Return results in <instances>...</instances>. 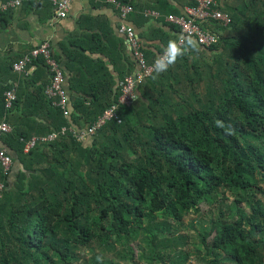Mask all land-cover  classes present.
I'll return each mask as SVG.
<instances>
[{"label": "trees", "instance_id": "trees-1", "mask_svg": "<svg viewBox=\"0 0 264 264\" xmlns=\"http://www.w3.org/2000/svg\"><path fill=\"white\" fill-rule=\"evenodd\" d=\"M119 2L135 10L128 0ZM247 2L229 13L228 26L201 23L219 42L199 45L156 78L154 72L94 138L79 142L68 134L27 153L30 135L7 134L8 143L21 145L27 170L11 185L0 168L7 184L0 198V264H74L80 248L92 249L90 264H117L106 261L111 255L131 264H193V254L204 264H264V0ZM36 64L49 71L44 58ZM102 65L108 90L83 92L85 102L76 108L86 128L122 94ZM46 88L39 99L55 125L41 136L70 123ZM11 89L2 90L0 118ZM19 104L18 96L12 111ZM217 119L233 134L216 127ZM203 204L211 217L195 235L182 233L185 218Z\"/></svg>", "mask_w": 264, "mask_h": 264}, {"label": "crops", "instance_id": "crops-1", "mask_svg": "<svg viewBox=\"0 0 264 264\" xmlns=\"http://www.w3.org/2000/svg\"><path fill=\"white\" fill-rule=\"evenodd\" d=\"M217 1L230 14L248 3L247 0ZM128 2L134 5L135 12L127 20L122 19L120 8L109 0H71L64 19L56 15L55 6L46 0L30 1L22 8L5 15L4 20L0 21V101L2 90L7 86L15 88L17 97L20 98L18 108L11 113L7 111L0 118V124L6 123L12 127V132L7 133L8 135L19 129L33 138L41 136L55 125L52 110L39 99V96L43 97L40 89L50 85V71L47 67L36 64L31 76L16 73L13 65L24 55L49 43L54 58L60 63L66 77L65 88L70 99L71 116L64 119L71 123L74 116L78 121L77 124L74 123L76 128L84 129L86 116L76 112V108L79 109L85 102L83 92L93 88L108 90L107 85L101 82L99 67L103 64L112 75L114 91L120 88L121 74L128 71L135 74L139 70L127 34L121 30L122 25L134 30L144 44L148 58L154 61L169 39H179L177 28L167 21V16L182 15L196 4L195 0ZM148 9L159 12V17H145L143 11ZM47 88L46 95L50 98ZM54 103L53 106L56 107ZM88 106L89 103L86 107ZM7 134L0 135V147L14 158L9 177L12 185L27 167L18 151L21 145L16 142L8 143L5 139Z\"/></svg>", "mask_w": 264, "mask_h": 264}, {"label": "built area", "instance_id": "built-area-1", "mask_svg": "<svg viewBox=\"0 0 264 264\" xmlns=\"http://www.w3.org/2000/svg\"><path fill=\"white\" fill-rule=\"evenodd\" d=\"M33 0H9L0 1V18L2 15L22 8L26 3ZM42 1V0H41ZM55 6L56 15L60 18H66L69 4L71 0H46ZM118 8L122 17L133 13V6L122 4L118 0H109ZM196 5L188 8L182 15H168L167 21L178 29L179 38L182 35L192 34L198 41V44L207 48L216 45L220 37L210 30L203 29L201 23L211 20L218 21L226 26L232 22V17L229 13L223 11L217 0H196ZM145 17H159V12L154 10H146L143 12ZM122 30L127 33V37L131 43L135 58L138 62L139 70L133 75L126 78L120 83L122 94L118 103L111 106L97 119V121L86 129H78L74 126H63L60 131H54L47 136L35 137L26 143V151L36 147L40 143H52L59 138L71 134L77 141L85 142L92 139L96 133L112 118L118 119L117 108L119 105H131L137 98V88L141 86L145 80L154 73L153 65H148L144 54L140 51L141 44L139 39L130 27L123 26ZM44 58L49 66L51 74V83L47 88V94L55 102V106L62 112L63 117L68 119L71 116L69 107V96L65 88L66 78L60 63L54 58L52 49L49 43H44L41 47L33 50L31 53L24 55L19 61L13 65V70L24 76H31L36 61ZM18 100L16 89L13 88L6 93L5 109L11 112L15 108ZM12 132V127L9 124H0V134ZM12 156L7 151L0 147V168L4 175L9 176L13 165ZM7 184L0 181V198L4 195Z\"/></svg>", "mask_w": 264, "mask_h": 264}, {"label": "rangeland", "instance_id": "rangeland-1", "mask_svg": "<svg viewBox=\"0 0 264 264\" xmlns=\"http://www.w3.org/2000/svg\"><path fill=\"white\" fill-rule=\"evenodd\" d=\"M224 11V10H223ZM228 13V12H227ZM120 15H121V17H122V14L120 13ZM130 15V14H129ZM129 15H127L125 18L124 17H122V19H124V20H127L128 19V16ZM144 15V14H143ZM232 17V16H231ZM123 26H126L125 24H123L122 25V27ZM122 27H121V30H122ZM128 27V26H127ZM123 31V30H122ZM124 32V31H123ZM235 33V35L236 36H238V32L236 31V32H234ZM127 34V33H126ZM137 35V34H136ZM138 37V36H137ZM138 64V63H137ZM61 66V65H60ZM50 78H51V74H50ZM66 78V77H65ZM50 83H51V81H50ZM50 100H53V99H51V98H49ZM12 112V111H11ZM10 112V113H11ZM62 113V112H61ZM62 116H63V114H62ZM100 117V116H99ZM98 117V118H99ZM69 125H71V126H74V127H76L75 125H74V123L72 124V123H69L68 125H65V126H69ZM88 127V126H87ZM79 129V128H78ZM85 129V128H84ZM81 130V129H80ZM11 133V132H10ZM4 134H7V133H4ZM1 135V134H0ZM37 137H43V136H37ZM33 138H35V137H33ZM33 138H31V139H33ZM94 138V137H93ZM30 139V140H31ZM30 140H28V141H30ZM27 141V142H28ZM26 142V143H27ZM41 144H43V143H40V144H38L37 146H39V145H41ZM36 146V147H37ZM36 147H33V148H31L30 150H27L26 151V149H27V147H26V145H25V152H27V153H30L33 149H35ZM8 153V152H7ZM13 166V165H12ZM11 171H12V169H11ZM30 172V171H29ZM11 174V173H10ZM10 176V175H9ZM1 181V180H0ZM211 215H212V209H211V207L210 206H207V205H205V204H203V205H201V207H200V213L199 214H195V213H192V214H190L187 218H185V228L184 229H182V233H184V234H189V235H195L196 234V232H197V230H199V228H200V221H204V220H206V219H208L209 217H211ZM191 224H192V226L194 227H192L191 226ZM207 226V225H206ZM139 243H140V240H135V241H132V246H133V248L135 249V253H136V255L138 256V254H140V245H139ZM190 247V249H192L193 248V246H189ZM203 248H201L200 250H202ZM99 251H100V249L99 248H96L95 250H94V253L95 254H98L99 253ZM77 255H78V261H76L74 264H90L91 263V260L93 259V251H92V249L90 250L89 248H80L78 251H77ZM110 259H113V260H115V263H117V264H131V263H125V262H123V261H121V260H119V259H117V258H115L113 255H111V256H107V258H106V261L107 262H110L111 263V260ZM190 263H193V264H204V262H202L201 260H199L198 259V255H195V254H193L191 257H190V261H189ZM144 263H146V262H144ZM105 264H108V263H105ZM141 264V263H140ZM161 264V263H160Z\"/></svg>", "mask_w": 264, "mask_h": 264}, {"label": "clouds", "instance_id": "clouds-1", "mask_svg": "<svg viewBox=\"0 0 264 264\" xmlns=\"http://www.w3.org/2000/svg\"><path fill=\"white\" fill-rule=\"evenodd\" d=\"M199 44L192 34L182 35L178 40L169 39L167 44L162 47V50L157 54L154 62L153 69L155 76L158 77L160 74L168 71L169 67L174 65L176 61L188 54L189 52L198 51ZM214 124L216 127L224 129L226 134H233V130L221 120H215Z\"/></svg>", "mask_w": 264, "mask_h": 264}]
</instances>
